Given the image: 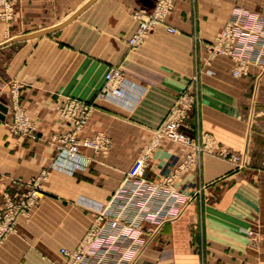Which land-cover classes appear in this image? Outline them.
Here are the masks:
<instances>
[{"label":"crops","instance_id":"obj_1","mask_svg":"<svg viewBox=\"0 0 264 264\" xmlns=\"http://www.w3.org/2000/svg\"><path fill=\"white\" fill-rule=\"evenodd\" d=\"M90 1L11 0L12 18L0 17V44L45 31L0 47V97L13 93L35 125L33 139L20 137L7 127L10 110L0 118V208L6 193L18 200L31 179L49 171L39 204L0 244V264H52L63 260L61 247L75 250L94 220L93 205L110 199L185 91L197 101L181 130L207 147L173 180L177 216L135 264H264V79L251 118L261 70L251 65L236 77L235 61L224 55L205 63L206 44L237 7L264 19V0H176L166 23L134 48L133 12L152 10L156 0ZM112 67L124 73L125 96L99 99ZM68 97L95 103L79 138L101 133L106 151L82 147L78 158L57 159L53 135L71 129L59 115ZM190 149L162 138L147 178L170 175ZM232 155H246V167Z\"/></svg>","mask_w":264,"mask_h":264},{"label":"built area","instance_id":"obj_2","mask_svg":"<svg viewBox=\"0 0 264 264\" xmlns=\"http://www.w3.org/2000/svg\"><path fill=\"white\" fill-rule=\"evenodd\" d=\"M175 2L176 0H156L152 10L133 12L139 25L129 39L132 48L142 44L158 25L166 23L174 11ZM13 12L11 0H0L1 18L11 19ZM167 29L171 33L177 32L171 26ZM205 50V63H210L219 55L231 57L235 61L232 74L236 77L248 74L251 65L257 66L261 72L256 76L253 91L256 99L258 83L264 79V19L261 16L237 7L233 17L206 44ZM105 77L106 82L99 99L109 94L124 98L126 80L122 70L112 67ZM196 101V96L188 91L179 96L165 120L154 130L153 139L141 149L132 168L110 199L93 205L94 220L77 248L70 250L61 247L63 260L52 264H135L154 241L163 224L176 218L181 199L173 187V180L182 170L188 169L197 161L207 147L194 143L181 130L186 126V119ZM256 104L257 100L252 101L251 118L256 114ZM7 106L12 113L11 129L26 133L30 121L25 117L15 95L13 102L7 103ZM94 108L95 103L72 97L64 99L59 107V115L71 124V129L53 135L57 159L78 158L82 147L98 151L108 149L109 140L101 133L83 141L79 138V133L88 123ZM162 138L182 143L191 149L170 175L161 181H152L147 178L146 170L153 149ZM231 159L240 168L247 165L246 155H232ZM48 175L49 171L44 169L31 179L28 182L29 188L18 200L5 194L3 207L0 208V244L16 230L19 217L29 215L31 209L39 204Z\"/></svg>","mask_w":264,"mask_h":264},{"label":"rangeland","instance_id":"obj_3","mask_svg":"<svg viewBox=\"0 0 264 264\" xmlns=\"http://www.w3.org/2000/svg\"><path fill=\"white\" fill-rule=\"evenodd\" d=\"M176 3V2H175ZM13 100H14V94L13 93H11L10 94V96H9V98H8V101H7V103L9 102H13ZM254 100H257V99H255L254 98V96L253 95H251V101H254ZM20 105V104H19ZM21 107H22V105H21ZM22 109H23V112H24V115H25V117L30 121V127L28 128V131L25 133V132H23V130H21V131H13V129H11V127H10V121L7 123V127H8V129H9V131L11 132V133H13L14 135H17V136H20V137H27V138H31V139H33L34 137H35V125H34V123L31 121V119H30V117L27 115V113H26V111H25V109L22 107ZM10 114H11V119H12V113L10 112ZM24 129V128H23ZM56 134H59V133H56ZM54 146H55V148H56V145L54 144ZM25 194V193H24ZM38 205V204H37Z\"/></svg>","mask_w":264,"mask_h":264},{"label":"water","instance_id":"obj_4","mask_svg":"<svg viewBox=\"0 0 264 264\" xmlns=\"http://www.w3.org/2000/svg\"><path fill=\"white\" fill-rule=\"evenodd\" d=\"M93 1L94 0H91L90 3L93 2ZM78 13H76L73 17L68 19L65 23H62V25L66 24L69 21H71L72 19H74L77 16ZM42 33H45V31H41V32H38V33H33V34H28V35H21V36L13 37V38L7 40L6 42L0 44V47L6 45L8 43H11L13 41L24 40V39H27V38L35 35V34L39 35V34H42ZM7 112H8L7 100L4 97H0V118L4 119L6 114H7Z\"/></svg>","mask_w":264,"mask_h":264}]
</instances>
